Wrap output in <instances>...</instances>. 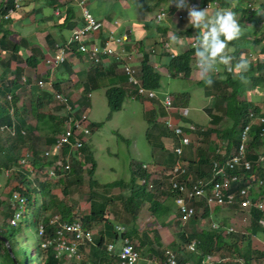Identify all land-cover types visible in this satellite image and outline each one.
<instances>
[{"label": "trees", "instance_id": "1", "mask_svg": "<svg viewBox=\"0 0 264 264\" xmlns=\"http://www.w3.org/2000/svg\"><path fill=\"white\" fill-rule=\"evenodd\" d=\"M14 1L15 0H2L0 2V28H3L6 22L10 20H5L3 15L7 13L8 9H14ZM129 1H137L141 4L143 2L145 8L152 7L151 5H148L145 0ZM218 1L219 7L230 5L228 4L229 0ZM19 6L21 7V2ZM260 8H264V4L255 7V11ZM238 9H240L239 4L235 7V10ZM240 10L243 12L242 15L245 13L247 14L246 9L242 8ZM69 12V9H65V21L68 20ZM254 13L250 12L249 15L254 16ZM14 36L15 35L10 32V29L8 28L0 31V168H7L10 170L11 175H15L16 178H7L5 184L9 186L15 183L10 192L16 191L20 197L23 198L24 204L20 207L21 204L18 203L19 201H15L12 205L8 202L5 208L2 209V204H6V202L4 199L0 200V257H3L10 264H63L65 260L64 256H66L65 254L57 255L53 244L46 246L42 245L44 238L46 236L51 237L54 231V227L49 225V219L44 215L47 212L51 213L57 206L56 204H58L55 200L56 196L51 191V181L47 179L42 180L43 175L41 176L42 170L56 160L45 155V148L53 144L55 136H45V144L38 146L36 142L39 141V135L36 133L40 132L41 127L46 126L48 122L62 130L66 117L53 115L43 110L44 102L50 101V98H53L52 94L50 92H45V90L38 85L30 86L28 82H26L25 75H23L24 69L18 65L20 63H25L27 67L36 66L40 62L42 56L38 55L37 52L31 51L29 56L22 59L18 53L21 50L20 47L25 45L24 40H16ZM262 39L264 40V35ZM164 40H166V38L162 39L160 49L161 51H164L163 54H167L168 56L166 68L170 76L175 77L178 73H183L184 77H189L192 71L191 59L195 56V47L186 48L178 54L176 53L175 55L170 56L171 53L167 52L162 45ZM229 43L234 46V51H240L241 59L248 60L245 58V54L249 52L250 49L263 55L262 57L259 56L256 58L255 62L251 61L248 69L250 72L255 69V72L258 73L257 75L249 76V80L253 86H257L259 83H264V42L262 43L260 38H254L248 48L243 45L239 46V44H235L236 42L234 40ZM3 52H5V54ZM150 56H152V53L141 60L140 65L137 68L138 77L141 85L145 88L158 90L160 87L161 74L157 71L154 65L150 63ZM251 66L254 67V69ZM246 71L242 72L237 77L231 71H226L224 77L219 76L217 79H215L216 77L214 75L209 74L212 79L210 85L205 84L203 79L199 80L198 83L202 85L205 95L209 96L214 92L213 102L211 106L207 108L211 117L215 119L216 123L221 118L230 117L231 124L227 127L217 129L215 128L216 123H211L213 126H208L202 130L193 132L191 135L192 142L190 143L191 148H189V156L182 157V160L187 162V176L195 179L208 178L211 171V161L213 159H223L221 154L217 153L216 145L204 148V145L209 143L208 140L210 139V136L215 134L220 141L224 142V145H222V147L224 146L223 151L225 154L229 153L238 142L239 130L247 121L246 114L248 111L258 110L262 106V103L259 101H252V99L247 97L246 88L242 82V78L247 75ZM107 77L109 78V82L105 86V96L110 110L108 118H110L112 112L118 111L122 108L123 101L129 96V94L132 93L134 97H142L137 95L134 87L129 93L126 89L118 85V83L110 76ZM125 79L127 81L126 76ZM239 85L242 91L240 97L237 96L239 94ZM96 86H99L97 81L93 87L87 88L84 91L87 92L84 98H86L90 90L94 87L96 88ZM149 100H153L154 103L158 104L157 101H155L156 99ZM31 115L36 120V123L34 124L27 122V119ZM91 125L92 124L90 123V130ZM262 134H264V125L258 126L254 124L251 126L246 153L247 158L251 161V166L249 170L237 169L234 171V173L241 177V180L230 184L229 189L231 191L237 190L245 185L246 180L249 177L254 180H262V185H264V162L261 163L258 159L260 146L264 145V135ZM84 150L85 145L81 147L79 154L77 155L79 160L76 159V161H70L71 167L69 172L75 175L76 171H78L81 166L79 163L81 159L80 156L83 157L84 155L85 161L88 160L90 162L88 174L91 177L94 173L96 163L92 154L89 153L86 155L81 153V151L84 152ZM24 151L27 153L29 152L32 157L29 161L31 168L37 173L35 177L29 175L30 169L23 167V164L18 162L19 159L23 157L22 154ZM65 151L66 149L62 150L61 154L64 155ZM194 154L197 156L193 157ZM53 158H55L54 155ZM138 185V190L141 193L140 206L143 204V199L151 200L149 205L150 214L155 216L157 220L161 221L164 212L167 213V210L161 212L160 207L162 208V206H164L165 208L166 205L153 201L156 197L155 194L159 191L161 182L155 181L154 184L152 183V187H148L149 191L147 193H145V184ZM33 186L37 188L36 194L33 193ZM131 190H133V187ZM10 194L9 196H11ZM131 198L132 196L127 195L123 200L129 201ZM190 202L195 209L194 217H197L196 208L203 206V201L192 199ZM26 206L29 211L33 212L34 216L33 220L29 222L30 226L36 225L37 228L39 224L43 226V234L38 235L33 245H31V234L27 237L22 235L20 229L19 231H16L14 229L15 226L10 223V218L14 216L16 209L23 210ZM203 207L205 208L203 214L207 215L208 207ZM230 207L237 208V205L233 204ZM29 211L28 213L30 214ZM69 212L67 215H62L63 220L71 221L74 218H77L82 222L85 228L90 230L99 222H103L105 227L108 229L110 228L106 222L104 202L102 204L99 203L98 205L91 203L88 212L77 217L69 215ZM249 215L250 230L247 236L242 234L241 237L237 239H226L225 236L227 235L224 234L223 236L221 231L214 230L216 233H210L201 230L199 233L180 237L182 241H176L175 245L172 246V248L184 255V258L177 256L178 264H185L186 259L190 257L197 264H201L202 258L205 254H212L214 249H222L226 246L232 250L231 255H229L230 257H228L232 258L236 264H238L236 260L238 258H241L245 264H264V250L255 248L251 244L252 236L256 235L259 231L264 233V227L261 225L264 216L259 209L254 207L249 210ZM18 222L20 223V221ZM7 225L8 228H6ZM156 234L157 232L154 229L139 232L136 228H133L132 231H128L127 229L126 232L122 233L124 237H127L130 240L134 249L138 252L144 249L143 251H146V253L148 252V257L151 256L154 258L155 256H158L161 262H164L165 248L162 247L160 238ZM3 237L5 239H3ZM104 238L105 237L99 233L94 243L91 245V254L84 260L79 259L77 264H120L118 257L107 251L106 246L104 245ZM112 238L114 240H117L118 238L115 230ZM191 240L197 242L198 253H193L187 250V243ZM143 254L144 253L142 252V255ZM225 256L227 255L225 254ZM214 264L224 263L215 262Z\"/></svg>", "mask_w": 264, "mask_h": 264}, {"label": "rangeland", "instance_id": "2", "mask_svg": "<svg viewBox=\"0 0 264 264\" xmlns=\"http://www.w3.org/2000/svg\"><path fill=\"white\" fill-rule=\"evenodd\" d=\"M240 3L245 4L246 2H252L253 4H258L260 0H237ZM255 1V2H254ZM219 2V1H218ZM264 2V0H263ZM230 3V0L228 1ZM242 4V5H243ZM241 9V7H240ZM235 11V10H234ZM237 15L239 11H236ZM254 13V12H253ZM247 16H252L253 22L256 19L255 24L252 23L250 28L253 30L254 34L256 33L255 38H260L261 42L263 43V30L260 25V18L261 15H257L256 12L253 15H249L247 12ZM242 26V24H241ZM254 26V27H253ZM250 29V31H251ZM247 32L242 28V34L239 38L235 39V44H239V46L243 45L244 47H249L250 43L247 38ZM254 39V38H253ZM244 40V41H243ZM171 47H175L176 43L172 40ZM252 41V40H251ZM238 42V43H237ZM248 43V45H247ZM232 46V45H231ZM236 46V45H235ZM234 48V46H233ZM256 48V47H255ZM177 50H180L177 49ZM249 51H254L250 49ZM257 54V58L263 55L258 54L257 51H254ZM232 59L229 61L228 65H219L217 68V75L215 76L217 79L219 76L224 77L226 74L227 68L230 67V71L232 73H240L233 71L235 64L238 63L240 58V51H233L231 53ZM54 58V55L52 59ZM103 60V59H102ZM113 60V57L107 56L102 62H100L97 66H104L105 61ZM194 58L191 59V62L194 63ZM252 59L249 58L247 60L248 65L251 63ZM252 67V66H251ZM254 69V67H252ZM120 71L119 69H117ZM248 75L251 77L255 75L254 71L250 72L249 69L246 71ZM255 73V74H254ZM25 75V74H23ZM210 75H213L210 73ZM237 76V75H235ZM250 77H248L250 79ZM246 76L242 78L243 85L246 88V94L249 98L254 97L257 98L256 101H259L264 105V85L253 86L251 81ZM44 81V80H43ZM109 82L108 77H99L97 79V83L99 86L94 87L90 90L87 94L86 98L84 96L87 92L80 91H66L62 90L63 92L67 93L71 100L78 104L79 109L82 111L87 112L88 120L92 124L91 125V132L89 134L88 139L84 142L83 146L85 145L84 152L81 151L83 154H92L93 159L95 160L96 167L94 173L90 177L88 174V169L90 168V162L88 160L85 161L84 155L81 157L80 155V168L76 171L75 175L72 173H68L64 178H58L56 176L49 177L46 174V168L42 170L43 179H47L51 181V191L56 196L55 200L58 204L50 213H45V217L47 219L51 218L54 215H58L59 217H63L62 215H72L74 217L86 214L89 210L91 203L94 205H98L99 203L104 202L105 206V217L108 226L114 231L116 225H122L128 229V231H132L134 225H129V222L135 224V226L144 225L145 221L148 219V214H150L149 205L151 200L143 199V206H140V191L138 190V184H145V193L149 191V180L147 178L143 179V182H138V173H142V171H147L152 169L155 165V162L159 163L163 156L170 155L171 158L176 159L175 153L172 154V148L177 144V139L172 134L169 128H167L160 119L161 117L155 114H158L157 105L154 103L153 100L144 99L143 102L139 100H133L127 96L122 104V108L118 111L112 112L110 118L109 115V107L107 104V98L105 96V86ZM197 82H193L189 77H172L167 76L165 74H161L160 76V87L157 92V100L160 99L165 95V93L170 94L172 96L177 95L180 91L183 92H191L193 96L191 97V102H189V113H195L196 117L198 116L197 120L199 122L206 123L207 116L203 110V106L208 103L209 106L212 104L214 98V92L211 95H203L202 93V86ZM190 85H193V88H190ZM216 92V91H215ZM238 95L240 97L242 91L238 90ZM254 94V95H253ZM253 95V97L251 96ZM258 95H260V99H258ZM53 97V96H52ZM73 97V98H72ZM160 97V98H159ZM149 100L148 103H145ZM20 103V101H19ZM207 104V105H208ZM43 110L47 113L63 116V112L60 107L57 105V102L50 98V101L44 102ZM167 117V115L165 116ZM230 119V117H229ZM201 120V121H200ZM231 121V120H230ZM28 123L34 124L36 123L35 118L31 115L27 119ZM222 126L226 124V120L223 118L221 121ZM228 124H231L228 123ZM6 130V129H4ZM61 129L56 127L49 122L46 126L41 127L40 132L36 134L39 135V141L36 142L38 146L44 145V137L47 135L50 136H57L60 133ZM175 143H174V141ZM192 139V138H191ZM209 139V138H208ZM217 136L212 134L210 139L208 140L209 143L204 145V148L207 146H215L217 143ZM194 141V140H193ZM174 143V146H173ZM50 147V146H49ZM45 148L46 150L49 148ZM186 147V146H185ZM185 147L183 150H185ZM264 148V145H261L260 150ZM222 149L221 147H217ZM44 149V150H45ZM26 151V150H25ZM24 151V152H25ZM80 151V150H79ZM79 151L73 153L71 158L68 160L72 162V160L76 161L79 160L77 158V154ZM22 154L23 157L19 159V163L23 164V167L30 169L29 175L31 177H35L37 173L31 168L30 161L32 157L30 156L29 152H25ZM195 155V154H194ZM60 161V160H59ZM2 168V167H1ZM0 168V200L6 202L2 204L1 208L4 209L7 203L9 202L11 205L15 203L14 200L10 199V195L15 198L13 195L18 194L16 191L10 192L13 189L14 184L6 185L7 178H16L15 175H11L9 169ZM44 171V172H43ZM138 172V173H137ZM60 179V180H58ZM133 180V181H132ZM151 183V182H150ZM35 186V185H34ZM33 186V193L36 194L37 188ZM264 185H260L257 189L254 188V199L261 198L264 200ZM133 187V190L131 188ZM65 189V190H64ZM129 192V194H127ZM132 196L129 201H124L123 198L127 197V195ZM9 198H8V196ZM154 202L166 205L162 201H157L153 199ZM168 204V203H167ZM170 204V203H169ZM15 207V206H13ZM206 207V206H205ZM18 208V207H17ZM34 208V207H33ZM209 212L208 214H203V210L205 209L203 206H200L197 211V217L192 218V220L186 226H181L177 224V228H169L166 226L164 229L165 231H169V233H173L174 235H180V237H185V232L190 233L191 231L194 233H199L201 230L214 233V229L211 228V223H218L221 227H232L233 231L226 234V239L228 238H240L242 234L244 236L248 235L250 230V215L249 210L242 209V208H231V207H208ZM161 212L165 211L164 206L160 207ZM28 207H24L22 211V217L16 219L15 230L22 233L24 236H28L31 234V245L34 244L36 238L38 237L37 231L38 228L36 225L30 226L29 222L33 220V212L29 211ZM159 212V211H157ZM168 212H164L163 217L167 216ZM75 219V218H74ZM174 220V218H171ZM20 221V223L18 222ZM154 224H158V220H153ZM103 222H99L91 228V232H95L98 230L99 224ZM264 227V220L261 222ZM7 224V223H6ZM40 225V224H39ZM38 225V227H39ZM101 224L100 226H102ZM8 228V225L6 226ZM141 229H150L148 225L141 227ZM179 230V231H178ZM219 231V230H218ZM222 235L224 236V232L221 230ZM216 233V232H215ZM47 237V236H46ZM48 238V237H47ZM179 241H182L179 239ZM116 244V242H115ZM251 244L255 248H259L264 250V233L259 231L256 235L251 237ZM119 245V244H118ZM171 250L173 252H177L179 255L181 252L165 248V250ZM144 250V249H143ZM140 251V260L136 262V264H144V259H155L157 264H161L160 258L155 256L154 258L149 256L148 252ZM142 252L144 253L142 255ZM232 253L227 246L222 249H214L213 255L216 258H223L221 262L217 263H224L227 264H236L232 258H229ZM225 254L227 256H225ZM236 254V253H234ZM183 255V254H182ZM87 252L84 250L79 251L80 260L86 259ZM229 256V257H228ZM232 257V256H231ZM63 264H77L79 260L77 258L64 256ZM215 261L211 264H214ZM0 264H10L6 261L3 257H0ZM187 264H195L194 262L188 261ZM201 264H203L201 262Z\"/></svg>", "mask_w": 264, "mask_h": 264}, {"label": "built area", "instance_id": "3", "mask_svg": "<svg viewBox=\"0 0 264 264\" xmlns=\"http://www.w3.org/2000/svg\"><path fill=\"white\" fill-rule=\"evenodd\" d=\"M20 2L21 0L14 1V9H8L7 13L3 15L5 20L10 19L12 14L20 8ZM69 2L75 3L79 6L82 24L73 29L71 36L65 41V43L57 45L54 58L48 59L47 62H52V64L56 66L63 63L66 58L72 55L75 51L82 53L93 62H99L103 58L105 59L107 56H111L113 57V60L119 64L127 77L128 83L135 88L138 96L146 99L157 98L156 90L145 88L140 83L138 69L134 66L132 61L133 54L129 48L127 49V46L130 47L129 34L126 31H113L107 33L103 37L97 35L101 28V23H99L90 12L86 5V0H69ZM189 6L198 9L206 7L207 11L220 8L218 0L207 1L201 4L197 1H191L189 2ZM255 7V3L253 4L252 2H246L242 6V8L246 9L249 13L254 12ZM56 12H58V9ZM166 14V10L161 8L156 14V20L161 22ZM177 17H182L180 11L177 12ZM259 22L264 35V15H261ZM190 44L191 47H195V40L191 41ZM162 45L165 49L170 48L167 40H164ZM173 55L175 54H171L170 56ZM256 56L257 54L254 51H249L245 54V58H251L253 62L256 60ZM192 64L197 67L196 60ZM227 71H230V67L227 68ZM211 74L217 76V70ZM180 76H183V73L177 74V77ZM36 85L41 88L47 86L46 82L42 79L37 80ZM49 86L52 85L49 84ZM51 93L53 100L57 102V105L62 110V114L66 119L62 126V130L55 137L53 144L45 150V155H47V157L56 159L51 165L46 167L45 170L49 177L56 176L58 178H64L69 173L71 167L68 159L72 157L71 155L73 153H76L81 149L84 142L89 137L91 132L89 128L90 122L88 120L87 112L80 110L78 104L74 103L67 94L60 90L53 89V87ZM160 102L167 112V117L163 119V122L177 139V144L173 148L176 159L168 169L167 174L169 175V189L173 195V202L179 214V225L184 226L187 221L194 216L195 209L190 202L192 199L202 200L204 204L203 206L206 207H230L233 204H236L237 208L247 210L254 207L259 209L264 216V200L261 198L255 200L254 195H252L254 193V188L257 189L262 185V180H254L249 177L250 179L248 178L246 180V184L239 189L234 191L229 189L231 183L241 180V177L234 173L235 170L250 169L251 161L246 155L249 142V131L254 124L258 126L264 125V105L258 110L248 111L246 117L247 121L239 130L238 142L229 153L225 154L224 151L217 148V153L221 154L223 159H213L211 161L210 176L206 179H195L187 176V163L182 160L183 148L190 144L191 133L196 130V126L187 120L189 116V108L185 106H174L173 97L170 94H165L160 99ZM172 111L177 112L180 119L179 122L172 117ZM64 149H66V151L65 154L62 155L61 151ZM263 149L264 148L262 147V150L258 152V159L261 163L264 162ZM53 155L55 158H53ZM149 187H152V183H149ZM13 196L15 198L11 195L10 199L19 201L18 203L21 204V207L24 204L23 198H21L19 194H14ZM22 211L23 210L16 209V213L11 218L13 224H15L16 219L19 220V218L22 217ZM49 225L54 227L53 234L51 237H45L42 245L46 246L53 244L57 255L65 254L79 260L80 247L92 243L93 236L91 230L85 228L82 222L77 218L67 221L63 220L58 215H54L49 218ZM211 228L219 231L222 230L224 234L233 231L232 227H223L221 229L220 225L214 222L211 223ZM115 232L118 235L117 242H119V247L115 253V243H109L106 247L107 251L112 254L114 253V255L118 257L120 264H136V262L140 260V253L134 249L130 240L122 235V233L126 232L125 227L116 225ZM37 234H43L42 225H39ZM187 250L193 253H198L197 242L195 240L188 242ZM144 260V264H157L156 261L152 259L147 258ZM222 260L223 258L215 259L213 254H205L201 262L203 264H211L214 261L220 262ZM236 260L238 264H245L241 258ZM161 264H178L176 253L166 249L165 261Z\"/></svg>", "mask_w": 264, "mask_h": 264}, {"label": "crops", "instance_id": "4", "mask_svg": "<svg viewBox=\"0 0 264 264\" xmlns=\"http://www.w3.org/2000/svg\"><path fill=\"white\" fill-rule=\"evenodd\" d=\"M1 1L2 0H0V2ZM189 1L193 0H188V2ZM195 1H199L201 3L205 2V0ZM145 2L152 7L145 8L143 2L141 4L137 1L129 0H86V5L89 8L90 12L94 15L95 19L99 23H101V28L99 29L97 35L103 37L105 34L113 31H126L129 34L130 47L127 46V49L129 48V50H131L133 54L132 61L136 68H138L141 60L145 56L148 57L149 54L152 53V56L149 57L150 63L154 65V67L160 74L166 75L167 73V76H170L166 68L168 56L167 54H163L164 51H161L160 49V43L162 42V39L166 38L169 43L170 48L165 49L167 52H170L171 54H178L180 51L191 47L190 43L191 41L195 40L194 36L197 30L191 28V26H186V8L182 9L181 11L183 17L181 19H178L174 10L175 2L171 3V0H145ZM230 3H232V0H230ZM238 4L239 1L236 0V5ZM242 4L243 3H240L239 5L241 9L243 6ZM260 4H264L263 0L258 1V4H255V6L259 7ZM224 7L229 6H223L220 8ZM161 8H165L167 10V15L161 22H159L155 20V15ZM57 9L58 12H56ZM65 9H69L70 11L68 13V20L66 21ZM214 10L215 9H210L208 12L211 14ZM235 11H239L237 15L238 21L240 24H242L241 27L247 32V38H250L245 40H248L249 43H251V40L256 37V33L254 34V30L256 29L254 28L252 30L250 27L252 26V23L255 24L256 19L253 22L252 16L249 17L246 13L242 15L243 12L240 9ZM81 24L82 17L79 6H77L75 3L69 2V0H21V7L12 14L10 20L6 22V24L3 28L0 29V31L6 30V28H8L10 29V32L15 35L14 38L16 40H24L25 45L23 47H20L21 50L18 53V55H20L22 59H25L27 56H29L31 54V51L37 52L38 55L42 56L40 62L36 66L27 67L25 63L18 64L24 69L26 82H28L30 86L36 85V81L42 79L46 82L47 85L43 88L45 92L51 93L52 87L53 89H58L60 91L66 90L82 92L87 88L93 87L99 77L110 76L115 82L118 83V85H120L130 93L133 87L128 83V81H126V75L115 60L105 61L103 62L104 66H97L104 59L99 62H93L90 61L82 53L75 51L63 63L56 66H54L52 62H47V60L52 59L53 55L55 54L57 45L65 43V41L71 36L73 29L77 26H80ZM249 24L251 26H249ZM172 40L175 41L177 48L171 47L170 41L173 43ZM179 48L180 50H177ZM3 53L5 54V52ZM193 58L194 60H197L196 56H194ZM117 69H119L120 71H118ZM241 73L242 72L235 73V75L239 76ZM257 74L258 73L256 72L255 75ZM246 77H249L248 73ZM189 79H191L193 82H197L202 79L197 67L192 66V71L189 75ZM49 84H51L52 86H49ZM259 85L261 84L259 83L258 86ZM193 87V85H190V88ZM156 92H158V90H156ZM202 93L204 95L203 89ZM253 95L251 96L253 97ZM192 96L193 93H191L190 91H180L179 93H177V95L172 96L173 104L174 106L188 107L189 102H191L190 100ZM257 97L258 99L261 98L260 95H258ZM129 98L133 100H139L140 102L144 101V99L142 98L134 97L132 93L129 94ZM211 99L213 100V98ZM256 100L257 98L254 99L253 97L252 101ZM148 102L149 100H147L145 103ZM157 103L158 104H155L157 105L158 114L155 115L160 116V119H162L163 116L165 118L167 112L162 107L159 100H157ZM207 104L208 103L203 106V110L207 116L206 123L202 122L201 120V122H199L197 120L198 116L197 118H195V113H189L187 120L192 122L196 126L195 132H197L198 130H202L208 126H213L211 123H216L215 119H213L211 117V114L207 111V108L209 107V104ZM172 115L174 120L176 119L178 122L180 121L177 112L172 111ZM224 119L226 120V124L224 126L220 124L223 120V118H221L215 124V128L221 129L229 126L230 124L228 123H230V119ZM192 134L193 133H191V135ZM216 143V147H221L222 145H224V142L220 141L219 139H217ZM189 148H191L190 144L185 147V150H183L182 157L189 156ZM223 149L224 146L222 147L221 151H223ZM172 154H174L173 148ZM195 156L197 155H193V157ZM158 161L159 163L155 162L156 166H154L152 169L149 170L148 168L147 171H142L141 174L137 172L139 175L138 182H142L144 178H147V181L149 180V183L151 182L153 184L155 181L161 182L159 191L157 194H155V199L157 201L166 203L165 210H167L168 214L166 217H162L161 221L158 220V224H154L153 221L157 220V218H155V216H152L151 214H148V219L145 221L144 225L135 226V224L132 222H129V225H134V227L139 232L154 229L157 232L156 235L160 238L162 247L174 249L172 248V246L175 245L176 241H179L180 235H174L172 232L169 233V231H165L164 229L166 228V226L175 229V227L177 228V224L179 225L180 221L179 214L173 202V195L171 194L169 189V175L167 174V171L174 163L175 158H171L170 155H166ZM127 194H129V192ZM198 208H196V212L198 211ZM207 212H209V208L207 209ZM171 218H174V220ZM192 218L195 217L192 216L184 226L189 224ZM159 221L161 222V224ZM101 224L103 225L100 226ZM145 225H148L150 229H141V227ZM125 229L127 231L126 227ZM99 233L105 237L104 245L106 247L109 243L116 242V253V250L119 247V242H117L118 238L117 240H114L112 238L114 231L110 228L108 229L107 227H105L104 223L99 224L96 234L94 231L92 232V243L81 246L80 250L82 249L86 251L87 256L90 255L91 245L94 243ZM193 233L194 232L192 231L190 233L185 232V235L187 236ZM176 256L184 258V255H182V253L178 255L176 252ZM188 261L197 264L191 259V257L186 259L185 264H187Z\"/></svg>", "mask_w": 264, "mask_h": 264}, {"label": "clouds", "instance_id": "5", "mask_svg": "<svg viewBox=\"0 0 264 264\" xmlns=\"http://www.w3.org/2000/svg\"><path fill=\"white\" fill-rule=\"evenodd\" d=\"M173 2H175L174 10L176 12V16L178 11L181 12L182 9L186 8V26H191V28L197 30L194 36L196 43L194 48V54L197 58L196 66L200 72L201 78L204 80V83L210 85L212 83V79L209 74L217 70L219 65L227 66L229 61L232 59L231 53L234 49L229 42L239 38L242 34V27L238 21L237 12L234 11L236 7V0H232L229 7L217 8L211 14L208 12L209 10H206V7L198 9L193 6H189V2L191 1L188 2V0H171V3ZM199 3L201 4V2ZM159 11L160 9L158 12ZM255 12L257 15H264V8H260ZM247 67V60L241 59L235 64V67L232 70L236 72H243L247 70Z\"/></svg>", "mask_w": 264, "mask_h": 264}, {"label": "water", "instance_id": "6", "mask_svg": "<svg viewBox=\"0 0 264 264\" xmlns=\"http://www.w3.org/2000/svg\"><path fill=\"white\" fill-rule=\"evenodd\" d=\"M3 239H5V238L3 237Z\"/></svg>", "mask_w": 264, "mask_h": 264}, {"label": "bare ground", "instance_id": "7", "mask_svg": "<svg viewBox=\"0 0 264 264\" xmlns=\"http://www.w3.org/2000/svg\"><path fill=\"white\" fill-rule=\"evenodd\" d=\"M247 115V114H246Z\"/></svg>", "mask_w": 264, "mask_h": 264}]
</instances>
